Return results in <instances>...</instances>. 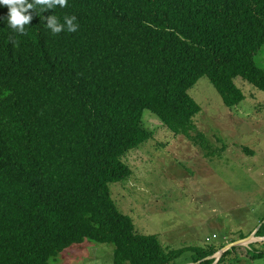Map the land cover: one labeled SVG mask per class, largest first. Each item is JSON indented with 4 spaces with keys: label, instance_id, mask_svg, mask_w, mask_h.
<instances>
[{
    "label": "trees",
    "instance_id": "16d2710c",
    "mask_svg": "<svg viewBox=\"0 0 264 264\" xmlns=\"http://www.w3.org/2000/svg\"><path fill=\"white\" fill-rule=\"evenodd\" d=\"M30 11L24 35L0 21V264H56L86 242L113 246L114 264H214L215 248L167 251L137 232L110 185L132 176L123 159L151 139L145 111L190 136L201 107L189 92L201 78L228 108L246 99L237 79L264 92V0H69ZM53 14L75 15L78 31L54 35L42 21ZM241 249L217 264H241ZM247 255L264 261V241Z\"/></svg>",
    "mask_w": 264,
    "mask_h": 264
},
{
    "label": "rangeland",
    "instance_id": "374dc122",
    "mask_svg": "<svg viewBox=\"0 0 264 264\" xmlns=\"http://www.w3.org/2000/svg\"><path fill=\"white\" fill-rule=\"evenodd\" d=\"M255 60L264 69V48ZM235 83L246 97L235 108L224 104L207 77L190 90L201 107L190 136L175 135L145 111L151 139L123 159L133 174L110 190L136 231L158 236L167 251L215 248L210 259L217 264L228 246L242 241L240 263L264 264L247 255L252 244L264 241L256 237L264 219V92L241 79ZM56 264H114V247L86 242Z\"/></svg>",
    "mask_w": 264,
    "mask_h": 264
},
{
    "label": "clouds",
    "instance_id": "9594fccd",
    "mask_svg": "<svg viewBox=\"0 0 264 264\" xmlns=\"http://www.w3.org/2000/svg\"><path fill=\"white\" fill-rule=\"evenodd\" d=\"M69 0H0V7H7L8 13L6 17H0V21L6 22L7 27L12 31L24 35L26 33V25H30L33 20V14L30 10L36 12L37 6L41 11L46 12L50 9H55L57 6L64 8L68 6ZM37 15H39L36 12ZM46 20L47 29L56 35L62 31L75 33L79 29V24L76 22L75 15L65 16L63 23L57 18L56 14L48 17H43L42 21Z\"/></svg>",
    "mask_w": 264,
    "mask_h": 264
},
{
    "label": "water",
    "instance_id": "95a60500",
    "mask_svg": "<svg viewBox=\"0 0 264 264\" xmlns=\"http://www.w3.org/2000/svg\"><path fill=\"white\" fill-rule=\"evenodd\" d=\"M251 237V236H250ZM249 237V238H250ZM248 239V238H247ZM244 245V242H242V241H239V242H235V243H233V244H231L230 246H228V248L224 251V252H226V251H228V250H230V249H232V248H235V247H240V246H243ZM219 260H220V258H219ZM218 260V261H219Z\"/></svg>",
    "mask_w": 264,
    "mask_h": 264
}]
</instances>
